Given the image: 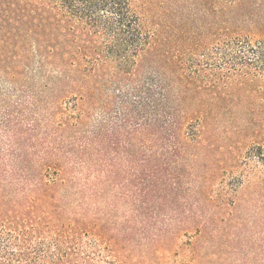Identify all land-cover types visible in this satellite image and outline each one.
I'll return each instance as SVG.
<instances>
[{
    "label": "trees",
    "instance_id": "1",
    "mask_svg": "<svg viewBox=\"0 0 264 264\" xmlns=\"http://www.w3.org/2000/svg\"><path fill=\"white\" fill-rule=\"evenodd\" d=\"M0 78V264L264 222V0H0Z\"/></svg>",
    "mask_w": 264,
    "mask_h": 264
},
{
    "label": "rangeland",
    "instance_id": "2",
    "mask_svg": "<svg viewBox=\"0 0 264 264\" xmlns=\"http://www.w3.org/2000/svg\"><path fill=\"white\" fill-rule=\"evenodd\" d=\"M9 87L0 78V91L6 92ZM226 228L218 235L207 230L195 233L189 228L187 235L177 239L170 251L164 253L166 263L264 264V222L245 219L236 227Z\"/></svg>",
    "mask_w": 264,
    "mask_h": 264
}]
</instances>
